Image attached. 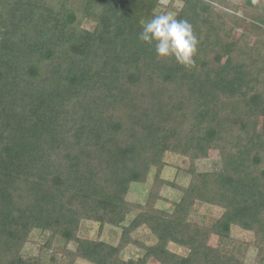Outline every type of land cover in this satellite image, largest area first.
<instances>
[{
	"label": "trees",
	"instance_id": "obj_1",
	"mask_svg": "<svg viewBox=\"0 0 264 264\" xmlns=\"http://www.w3.org/2000/svg\"><path fill=\"white\" fill-rule=\"evenodd\" d=\"M177 6L191 68L138 38ZM167 154L189 160L187 186L163 178ZM198 206L222 212L201 223ZM86 221L121 229L118 245L82 237ZM234 227L254 235L241 251ZM36 232L49 258L25 253ZM131 245L140 258H123ZM251 246L264 264V0H0V264H248Z\"/></svg>",
	"mask_w": 264,
	"mask_h": 264
},
{
	"label": "rangeland",
	"instance_id": "obj_2",
	"mask_svg": "<svg viewBox=\"0 0 264 264\" xmlns=\"http://www.w3.org/2000/svg\"><path fill=\"white\" fill-rule=\"evenodd\" d=\"M170 0H162V2L167 5ZM179 6V5H178ZM177 7L172 8L171 10L165 11V13H170L173 16H175ZM167 10V9H163ZM220 158V155L217 151H212L210 152L209 159L205 160H199L197 162V167L199 171L202 172H208L216 168V164ZM165 161L167 163V166L165 167L163 171V178L165 180L169 181H176L178 184L187 186L190 182V176L188 174V169L190 166V162L187 158L181 157L179 155H174V154H167ZM153 183V175H151L148 183L146 184H139L135 183L132 184L129 195H128V201L131 203H137V204H142L144 205L147 201L149 190L152 186ZM162 195L170 200V201H177L180 199V193L176 192L173 189H164L162 191ZM158 207L162 209H170L171 203L170 202H164L160 201L158 203ZM221 210L216 207H209V206H198V212L195 215V221L198 222H209L213 218H217L221 215ZM139 213L138 210H134L132 214L128 218L127 224L131 221L132 218H134L137 214ZM101 233V239L107 243H110L112 245H118L120 237H121V229L107 226L105 227L102 232L98 224L86 221L82 225L81 229V236L84 238H90V239H96L98 235ZM134 237L139 239L140 241L152 245L155 243L154 238L152 237L150 231L146 228H142L139 231H137L134 234ZM47 236L42 235L41 233H34L31 242L26 246L25 248V253L31 256H38L39 254H42L43 256L45 255L46 257L49 258V253L50 251L45 247V243L47 241ZM232 238L234 240H238L239 243L242 245H239V249H244L246 243H251L254 240V235L250 232L244 231L238 227L233 228L232 232ZM234 240H226L222 241L217 236H213L212 243L214 246H219L222 245L223 250L227 253L232 251L235 242ZM170 249L174 252H177L179 254H187V251L181 247H178L176 245H170ZM143 255V251L139 249L136 246H129L125 251L123 252V258L128 260V259H138ZM256 255H257V250L254 246H251L249 249L247 256H246V261L248 264H257L256 263ZM78 264H90L86 261L79 260ZM149 264H158L156 261H150Z\"/></svg>",
	"mask_w": 264,
	"mask_h": 264
},
{
	"label": "clouds",
	"instance_id": "obj_3",
	"mask_svg": "<svg viewBox=\"0 0 264 264\" xmlns=\"http://www.w3.org/2000/svg\"><path fill=\"white\" fill-rule=\"evenodd\" d=\"M138 38L154 45L159 58L172 57L185 68L195 66L199 41L192 24L186 19H177L170 13L154 15L143 24Z\"/></svg>",
	"mask_w": 264,
	"mask_h": 264
}]
</instances>
